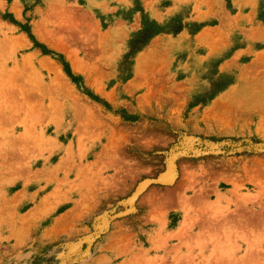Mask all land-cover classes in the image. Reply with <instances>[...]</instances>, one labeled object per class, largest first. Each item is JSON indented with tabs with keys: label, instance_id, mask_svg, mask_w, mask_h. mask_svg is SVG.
Listing matches in <instances>:
<instances>
[{
	"label": "rangeland",
	"instance_id": "1",
	"mask_svg": "<svg viewBox=\"0 0 264 264\" xmlns=\"http://www.w3.org/2000/svg\"><path fill=\"white\" fill-rule=\"evenodd\" d=\"M0 264H264V0H0Z\"/></svg>",
	"mask_w": 264,
	"mask_h": 264
},
{
	"label": "trees",
	"instance_id": "2",
	"mask_svg": "<svg viewBox=\"0 0 264 264\" xmlns=\"http://www.w3.org/2000/svg\"><path fill=\"white\" fill-rule=\"evenodd\" d=\"M37 46H40V45L37 44ZM40 49H41V51H42L43 53H48V54L51 53V51L45 50V49H43L41 46H40ZM57 59H58L59 62L62 64V66H63V70H64V72L66 73V75H67V76H68L73 82H76V77L73 76V75L71 74V72H70V70H69L67 64H66L64 61H62V60L59 59V55H57Z\"/></svg>",
	"mask_w": 264,
	"mask_h": 264
},
{
	"label": "water",
	"instance_id": "3",
	"mask_svg": "<svg viewBox=\"0 0 264 264\" xmlns=\"http://www.w3.org/2000/svg\"><path fill=\"white\" fill-rule=\"evenodd\" d=\"M149 180H151V181H161V178H160V176H157L155 179H144V180L140 181L136 185L134 191H137V190L141 189L142 187H144L145 183L149 182Z\"/></svg>",
	"mask_w": 264,
	"mask_h": 264
},
{
	"label": "bare ground",
	"instance_id": "4",
	"mask_svg": "<svg viewBox=\"0 0 264 264\" xmlns=\"http://www.w3.org/2000/svg\"><path fill=\"white\" fill-rule=\"evenodd\" d=\"M168 173V172H167ZM165 176V177H164ZM163 177L165 178V180L169 179L167 182H171V178L166 174V175H163ZM164 180V179H163ZM166 182V181H165ZM146 184V183H145ZM140 191V190H139Z\"/></svg>",
	"mask_w": 264,
	"mask_h": 264
}]
</instances>
